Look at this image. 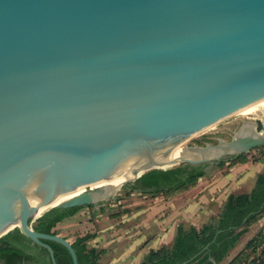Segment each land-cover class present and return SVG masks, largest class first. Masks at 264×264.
I'll use <instances>...</instances> for the list:
<instances>
[{
  "label": "water",
  "instance_id": "obj_1",
  "mask_svg": "<svg viewBox=\"0 0 264 264\" xmlns=\"http://www.w3.org/2000/svg\"><path fill=\"white\" fill-rule=\"evenodd\" d=\"M250 105L264 111V0H0V237L19 227L79 264L32 227L40 208L98 206L148 170L264 145L247 125L172 157Z\"/></svg>",
  "mask_w": 264,
  "mask_h": 264
},
{
  "label": "trees",
  "instance_id": "obj_2",
  "mask_svg": "<svg viewBox=\"0 0 264 264\" xmlns=\"http://www.w3.org/2000/svg\"><path fill=\"white\" fill-rule=\"evenodd\" d=\"M257 128H262L260 122ZM262 147L264 148V145ZM245 158L244 153L228 155L227 158L223 157L216 162V165H222L227 160L228 163L245 161ZM205 166L206 164L181 162L165 168L151 169L126 186L129 192L168 194L194 184L200 176L205 174ZM84 206L94 207L92 204L65 208L49 207L31 225L40 232L57 233L54 229L55 225L74 215ZM102 210L103 207L100 206L99 211ZM263 215L264 170L257 174L255 184L249 192L229 193L217 216L201 227L196 228L193 225L186 226L179 223L171 244L149 249L139 264H177L197 252H199L198 255L187 264H217L234 247L248 226ZM95 235L94 231H87L76 235L71 241L79 264L100 263L103 249L88 244ZM253 239L254 236L248 241V247L253 244ZM43 241L52 247L56 264H72L71 255L63 244L49 239H43ZM206 245H208L207 248H204ZM45 255L47 259L44 258ZM241 256L242 253L237 254L226 264L238 261ZM262 261L264 263V259ZM0 264L53 263L45 246L32 242L19 227H15L0 237Z\"/></svg>",
  "mask_w": 264,
  "mask_h": 264
},
{
  "label": "crops",
  "instance_id": "obj_3",
  "mask_svg": "<svg viewBox=\"0 0 264 264\" xmlns=\"http://www.w3.org/2000/svg\"><path fill=\"white\" fill-rule=\"evenodd\" d=\"M214 166H206L205 174L194 184L168 194L130 192L127 201L122 204V207H127L126 211L117 217L107 215L110 218L101 228L104 232L93 237L98 240L101 236H111L95 246L103 249L99 264H139L149 249L171 244L179 223L201 227L217 216L229 193L249 192L252 189L257 174L264 170V158L237 161L224 171L223 165ZM135 193L137 195L131 196ZM121 201L118 199L117 203ZM263 222L264 215L251 223L217 264H226L237 254L250 253L248 241L256 234L257 225ZM102 257L107 259L103 260Z\"/></svg>",
  "mask_w": 264,
  "mask_h": 264
},
{
  "label": "rangeland",
  "instance_id": "obj_4",
  "mask_svg": "<svg viewBox=\"0 0 264 264\" xmlns=\"http://www.w3.org/2000/svg\"><path fill=\"white\" fill-rule=\"evenodd\" d=\"M258 110V111H257ZM241 112V111H240ZM237 112L226 119L218 122L217 124L211 126L210 128L204 130L203 132L191 137L184 143L180 144L179 146H191V145H204L205 143H211L214 144L218 141L219 138L228 140L235 131H237L239 128L247 126V125H257V123L260 122L261 127L264 126V117L263 113L264 111L259 109L257 107L256 110L253 112H247V113H240ZM263 145L255 146L251 148L250 150L243 152L245 159H253V161H258L262 158H264V148ZM228 155L224 156V158H227ZM237 162V161H235ZM228 163L225 165L223 163L219 166L224 167L223 171L226 170L229 165H232L233 163ZM216 163H208L206 164L207 167L214 168ZM205 166V167H206ZM128 186L123 185L121 189L118 190V192L115 194L113 198H109L107 200L101 201V203L98 206H84L81 209H79L74 215L69 216L62 220L61 222H58L54 229L57 231L58 234L66 237L69 241H72L74 237L78 234H83L87 231H94L95 234H101L104 232L103 228L107 222L108 218L110 217H117L120 215L122 210L127 207H122V204H125L124 202L127 201V198L130 196L129 194ZM137 195L136 193L131 196ZM118 199L122 200L121 203H117ZM114 202L116 204L112 205ZM103 207L102 211H99V207ZM50 206L46 207L44 210L49 208ZM125 209V210H126ZM42 211V212H43ZM41 212V213H42ZM114 214V215H113ZM109 215L110 217H107ZM35 221V220H34ZM33 221V222H34ZM260 221L256 222L259 223ZM264 224V222L262 223ZM257 232L260 231L261 223L257 225ZM256 232V233H257ZM108 235L101 236L100 239L97 240V238L90 239L88 241V244L93 246H97V244H101V242H104L105 239L108 240L110 237H107ZM106 237V238H104ZM99 248V247H98ZM103 260H106L107 257H102ZM102 262V261H100Z\"/></svg>",
  "mask_w": 264,
  "mask_h": 264
},
{
  "label": "bare ground",
  "instance_id": "obj_5",
  "mask_svg": "<svg viewBox=\"0 0 264 264\" xmlns=\"http://www.w3.org/2000/svg\"><path fill=\"white\" fill-rule=\"evenodd\" d=\"M256 109H257L256 106L250 105V106L244 108L240 113L253 112ZM263 117H264V113H263ZM191 154L197 155L196 152L190 151L186 146H179L178 145V146H176L174 148L173 153H172V157H174V158H182V157H184L186 155H191ZM135 172L136 171L133 170V168H127V169L123 170L122 172H120L119 174L115 175L113 178H111V179H109L107 181H103V182L97 183V184H95L93 186H95V187L97 186L98 189L102 188L104 190L103 192H109L114 187H117L125 179L135 176V174H136ZM79 190H81V189H79ZM71 194H74V193L67 194V195L61 197L59 200H62L63 198H67V197L71 196ZM100 196H101L100 192L96 191L95 192V198L96 197H100ZM44 208L45 207L40 208V209L43 210Z\"/></svg>",
  "mask_w": 264,
  "mask_h": 264
},
{
  "label": "built area",
  "instance_id": "obj_6",
  "mask_svg": "<svg viewBox=\"0 0 264 264\" xmlns=\"http://www.w3.org/2000/svg\"><path fill=\"white\" fill-rule=\"evenodd\" d=\"M264 259V224L260 231L254 235L253 244L250 246V253L242 255L241 258L231 264H263Z\"/></svg>",
  "mask_w": 264,
  "mask_h": 264
},
{
  "label": "flooded vegetation",
  "instance_id": "obj_7",
  "mask_svg": "<svg viewBox=\"0 0 264 264\" xmlns=\"http://www.w3.org/2000/svg\"><path fill=\"white\" fill-rule=\"evenodd\" d=\"M257 124H258V123H257ZM257 129H258V128H257ZM41 256H43V254H42V253H41ZM44 258H45V259H47V256L45 255V256H44Z\"/></svg>",
  "mask_w": 264,
  "mask_h": 264
}]
</instances>
